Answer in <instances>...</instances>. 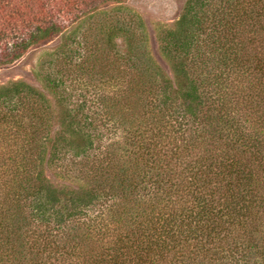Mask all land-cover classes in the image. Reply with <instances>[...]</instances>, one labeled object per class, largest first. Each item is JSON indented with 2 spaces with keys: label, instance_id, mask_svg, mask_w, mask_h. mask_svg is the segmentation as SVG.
<instances>
[{
  "label": "trees",
  "instance_id": "16d2710c",
  "mask_svg": "<svg viewBox=\"0 0 264 264\" xmlns=\"http://www.w3.org/2000/svg\"><path fill=\"white\" fill-rule=\"evenodd\" d=\"M57 36L0 84V264H264V0H185L172 75L123 0H0V65Z\"/></svg>",
  "mask_w": 264,
  "mask_h": 264
},
{
  "label": "rangeland",
  "instance_id": "374dc122",
  "mask_svg": "<svg viewBox=\"0 0 264 264\" xmlns=\"http://www.w3.org/2000/svg\"><path fill=\"white\" fill-rule=\"evenodd\" d=\"M123 2L133 9L134 12L142 16L149 34L150 50L154 58L168 74L172 75L170 65L160 51V45L157 39L158 26L160 24L173 26L182 12L185 0H123ZM113 5L115 4L111 2L103 7L109 8ZM61 41V37L57 36L52 40L32 47L16 61L0 65V84H7L16 80H25L42 89V84L35 76L37 61L42 53L56 48Z\"/></svg>",
  "mask_w": 264,
  "mask_h": 264
}]
</instances>
